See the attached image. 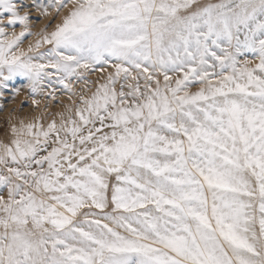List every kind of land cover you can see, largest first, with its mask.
Instances as JSON below:
<instances>
[{"label": "snow or ice", "instance_id": "6c2138e0", "mask_svg": "<svg viewBox=\"0 0 264 264\" xmlns=\"http://www.w3.org/2000/svg\"><path fill=\"white\" fill-rule=\"evenodd\" d=\"M28 7L0 0V96L68 103L0 141V264H264V0Z\"/></svg>", "mask_w": 264, "mask_h": 264}, {"label": "rangeland", "instance_id": "374dc122", "mask_svg": "<svg viewBox=\"0 0 264 264\" xmlns=\"http://www.w3.org/2000/svg\"><path fill=\"white\" fill-rule=\"evenodd\" d=\"M21 2L29 6L27 10L32 18L30 21L31 30L33 32L39 31L41 27H44L45 24H47V18L40 17L37 21L36 18L39 16V13L31 7V0H21ZM56 22L57 21H53L52 24L48 26L49 31ZM6 30L11 32L13 31V28L9 27ZM14 30L19 32L21 29L17 26ZM33 39L34 37L25 38L22 47L26 48L29 41ZM96 78V75L89 76L90 80H96ZM25 84L26 81L23 78H14L8 83V88L3 90V96H0V141H5L7 139L6 132L11 124L17 123L20 120H23L26 123L32 122L34 118L38 116L44 117V122L46 123L53 118L55 113L63 110L64 104L68 103L67 95L63 92H57L55 101H51L43 96H37V99L40 97V104L38 106H33L31 103L32 97L29 96ZM76 87L79 88V85ZM14 88L20 89V91L14 93ZM191 90L195 91V88H192ZM43 98L44 100L42 101ZM46 104L47 109L45 108ZM0 195L6 197V190H0Z\"/></svg>", "mask_w": 264, "mask_h": 264}, {"label": "bare ground", "instance_id": "6f19581e", "mask_svg": "<svg viewBox=\"0 0 264 264\" xmlns=\"http://www.w3.org/2000/svg\"><path fill=\"white\" fill-rule=\"evenodd\" d=\"M39 99H40V97H39ZM44 100V98L42 99V101Z\"/></svg>", "mask_w": 264, "mask_h": 264}]
</instances>
